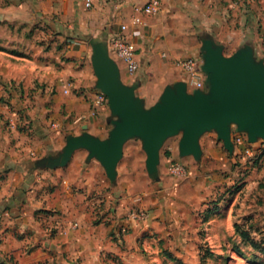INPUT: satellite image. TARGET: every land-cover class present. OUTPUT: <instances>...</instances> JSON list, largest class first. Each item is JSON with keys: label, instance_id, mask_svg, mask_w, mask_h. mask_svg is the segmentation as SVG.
Listing matches in <instances>:
<instances>
[{"label": "crops", "instance_id": "1", "mask_svg": "<svg viewBox=\"0 0 264 264\" xmlns=\"http://www.w3.org/2000/svg\"><path fill=\"white\" fill-rule=\"evenodd\" d=\"M162 1V11L145 16L144 24L139 25L133 21L135 8L143 7L147 0H0V100L7 103L0 104V237L29 236V256L34 264L86 260L84 254L90 249L97 255L100 245L112 244L109 240L118 236L125 222L126 210L118 204L117 196L138 194L129 185V162L118 166L117 185L108 179L100 162H88L86 150L76 151L66 167L41 169L36 163L58 154L67 136L81 135L85 127L96 137L108 138L111 111L108 104L100 108L94 105L100 91L95 88L88 39L99 37L108 42L125 84L141 82L144 72L129 74L111 41L126 25V36L138 47L141 71L154 68L158 51L151 27L162 24L177 7L175 0ZM206 10L207 21L214 27L208 31L226 47L225 54L252 40L257 54L264 58V45L257 39L259 32L264 35V0H206ZM173 54L186 57L178 51ZM203 77L205 83L204 73ZM182 80L183 70L181 78L158 87L154 104L168 84ZM188 87L190 92L195 90ZM169 141L161 165L168 166L180 157L179 139L174 144ZM129 143L134 144L127 152ZM217 144L216 133L202 137L205 156L196 167L206 164L208 154L218 152ZM241 148L235 146L234 153ZM140 152L144 150L138 139L124 147V156ZM200 174L196 170V176ZM258 211L244 213L255 215ZM130 225L128 235L137 231Z\"/></svg>", "mask_w": 264, "mask_h": 264}, {"label": "rangeland", "instance_id": "2", "mask_svg": "<svg viewBox=\"0 0 264 264\" xmlns=\"http://www.w3.org/2000/svg\"><path fill=\"white\" fill-rule=\"evenodd\" d=\"M175 3V12L162 24L151 27L150 35L158 51L156 66L139 70L140 74L144 73L137 93L143 95L148 107L154 104L158 87L182 77V60L193 58L202 70V38L208 34L214 36L208 31H213L214 27L207 21L206 0H175ZM222 17L220 15L219 19ZM257 39L264 45L261 32ZM247 44L254 46L258 60L264 59L257 54L255 42L251 40ZM176 51L186 57L173 54ZM233 52L228 50L226 54ZM0 104L7 103L0 100ZM237 133L234 128L232 140L235 146ZM178 139H170L169 144ZM132 144H128L127 152ZM254 145L259 155L251 162L248 158L239 159V152L230 156L219 141L216 145L218 152L214 150L208 154L203 166L196 167L193 157L185 160L177 156L175 162L185 165L191 172L181 179L172 176L170 165L164 163L160 164L162 173L159 170V178L153 181L146 172L144 152L124 156L119 166L129 162V185L138 194L130 197L124 192L117 196L118 204L126 210L118 236L112 235L111 245H100L102 249L97 255L90 249L84 254L86 260L69 259L68 264H179L167 253L183 264H264V253L243 241L235 229V224H240L264 246V141ZM166 146L161 159L166 154ZM196 170L201 172L199 176H196ZM211 172H217L219 176H209ZM139 210L145 211L148 219L130 221L129 213ZM253 210L259 211L255 215L254 212L244 213ZM130 224L137 228L132 235H128ZM30 242L29 236L23 239L1 236L0 264H34L29 256ZM237 248L243 255L236 252Z\"/></svg>", "mask_w": 264, "mask_h": 264}, {"label": "water", "instance_id": "3", "mask_svg": "<svg viewBox=\"0 0 264 264\" xmlns=\"http://www.w3.org/2000/svg\"><path fill=\"white\" fill-rule=\"evenodd\" d=\"M88 42L93 51L95 88L108 99L112 129L106 139L90 134L86 127L81 135H68L64 148L38 160V168L66 167L76 151L86 150L88 162H100L108 179L117 185L124 147L138 139L147 156L149 178L155 181L160 175L161 150L169 139L179 137L180 157H193L198 163L203 157L201 139L208 133L217 134L230 156L235 151L234 128L251 144L264 141V59L256 58L253 45L246 43L227 56L224 45L205 35L201 53L206 89L190 92L183 80L168 84L158 101L147 107L146 100L137 95L141 82L124 83L108 42L99 37Z\"/></svg>", "mask_w": 264, "mask_h": 264}, {"label": "built area", "instance_id": "4", "mask_svg": "<svg viewBox=\"0 0 264 264\" xmlns=\"http://www.w3.org/2000/svg\"><path fill=\"white\" fill-rule=\"evenodd\" d=\"M87 7H90V4H86ZM163 1L162 0H147L143 7H136V14L133 17V21L135 24L143 25L145 16H154L159 14L162 11ZM127 29L126 25L122 26V32L115 34L112 38V49L118 59H120L126 66V69L129 74L135 75L140 70V65L138 62V47L137 45L129 40L126 36L125 31ZM181 68L185 73V81L188 85L195 89H204V77L202 70L198 67V63L193 58L184 59L181 61ZM67 92V91H66ZM107 97L99 92L95 98V107L100 108L106 105ZM234 141L238 146H242L239 150L238 158H248L250 162L255 160L259 154L255 150L252 144L247 141V137H245L241 133H237L234 137ZM243 161V160H242ZM169 172L175 178H186L191 174L189 169L179 163L172 161L170 163ZM128 218L130 221L134 222H143L148 219V214L143 211H132L129 213ZM77 226V225H76Z\"/></svg>", "mask_w": 264, "mask_h": 264}, {"label": "trees", "instance_id": "5", "mask_svg": "<svg viewBox=\"0 0 264 264\" xmlns=\"http://www.w3.org/2000/svg\"><path fill=\"white\" fill-rule=\"evenodd\" d=\"M236 233L240 235V237L243 239V241L247 242L249 245H251L255 250H258L262 253H264V246L263 242L257 241L255 238L251 236L249 231L245 230L240 224H235ZM236 252L239 255H243L242 251L237 248ZM171 260L178 262L179 264H183L180 260L172 256L170 253L166 254Z\"/></svg>", "mask_w": 264, "mask_h": 264}]
</instances>
